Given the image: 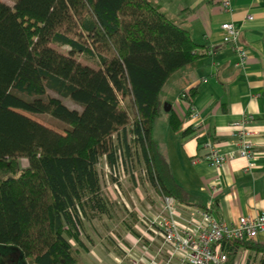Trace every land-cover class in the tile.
I'll return each mask as SVG.
<instances>
[{
  "label": "trees",
  "instance_id": "trees-1",
  "mask_svg": "<svg viewBox=\"0 0 264 264\" xmlns=\"http://www.w3.org/2000/svg\"><path fill=\"white\" fill-rule=\"evenodd\" d=\"M206 54L150 0H0V243L18 247L27 264H78L83 219L109 207L102 158L114 168L138 157L159 195L189 204L153 132L163 114L172 130L182 127L162 91ZM186 95L191 102L196 89ZM24 111L56 117L65 131ZM222 248L225 264L240 248L264 264V245L252 240Z\"/></svg>",
  "mask_w": 264,
  "mask_h": 264
},
{
  "label": "crops",
  "instance_id": "crops-1",
  "mask_svg": "<svg viewBox=\"0 0 264 264\" xmlns=\"http://www.w3.org/2000/svg\"><path fill=\"white\" fill-rule=\"evenodd\" d=\"M150 1L173 22L188 29L207 50L205 56L175 73L162 91L163 100L183 119L182 127L174 131L168 123L163 124L167 134L164 140L158 136L157 122L153 132L170 161L175 180L190 197L189 204L179 202L181 217L189 219L191 210L206 209L217 221L231 223L239 216L264 212V0H228L230 11L224 10L223 0ZM224 22L241 28L240 42L247 51L242 65H236V52L222 42ZM191 89H196V95L190 102L186 94ZM192 107L199 113L197 119L192 118ZM247 115L253 116L247 128L252 132L257 155L250 171H245V159L227 154L237 140L232 124ZM210 142L226 153L220 165L206 160ZM119 236L122 241L114 238L117 251H102L93 237L89 242L83 239L81 256L98 255L99 264H133V258L139 264H148L149 256L163 244L146 227L137 236L130 231ZM252 241L264 245V234ZM261 258V253L240 248L233 264H260Z\"/></svg>",
  "mask_w": 264,
  "mask_h": 264
},
{
  "label": "built area",
  "instance_id": "built-area-1",
  "mask_svg": "<svg viewBox=\"0 0 264 264\" xmlns=\"http://www.w3.org/2000/svg\"><path fill=\"white\" fill-rule=\"evenodd\" d=\"M222 6L225 11L231 10L228 0H223ZM251 18L247 16V19ZM221 29L222 42L236 52V65H242L247 51L240 42L241 28L233 22H224ZM191 110L192 118L197 119V109L192 107ZM251 120L253 116L247 115L240 122L232 124L237 140L233 150L227 153L230 158L245 159V171L252 170L257 160L251 141L252 132L247 128ZM208 146L210 152L206 160L214 165L222 164L226 153L221 152L213 142ZM213 189L216 190L217 187ZM159 199L157 211L140 217L147 230L163 241L156 254L149 256L148 264H225L227 255L222 248L224 242L252 240L258 234H264V212L254 216H239L233 222L227 223L217 221L206 209H193L187 219L181 217V205L175 198L159 195ZM195 215H198L200 220H197ZM133 264H139V261L133 258Z\"/></svg>",
  "mask_w": 264,
  "mask_h": 264
},
{
  "label": "rangeland",
  "instance_id": "rangeland-1",
  "mask_svg": "<svg viewBox=\"0 0 264 264\" xmlns=\"http://www.w3.org/2000/svg\"><path fill=\"white\" fill-rule=\"evenodd\" d=\"M3 1L11 5L14 3V0ZM52 45L63 52H68L69 50L68 46ZM80 59L87 64L94 65L83 56H80ZM62 99L70 107L81 108L69 98ZM25 113L51 128L60 132L65 131L66 125L56 117L46 114ZM167 118L168 116L163 114L156 121L159 129L158 136L163 140L167 138L165 129L162 127L164 126L163 124L168 126ZM115 139H117V135H115ZM25 163L26 160L23 159L22 164ZM98 169L103 196L108 201L109 207L106 213L88 211L90 216H85L83 219L82 237L86 242H89L91 237H93L102 251H109L110 248L117 251L119 246H117V241L114 238L117 236L121 239L120 233L124 234L126 231H130L134 236L142 233L145 227L140 217L157 211V204L160 202L159 194L150 182L145 163L136 156L132 160L128 159L127 163L120 159L114 168L108 164L106 158H102ZM72 243L76 245L73 240ZM103 253L107 258L106 253ZM96 256L88 257L84 253L81 256L83 259L78 264H99L98 255ZM0 264H27V260L18 247L0 243Z\"/></svg>",
  "mask_w": 264,
  "mask_h": 264
},
{
  "label": "water",
  "instance_id": "water-1",
  "mask_svg": "<svg viewBox=\"0 0 264 264\" xmlns=\"http://www.w3.org/2000/svg\"><path fill=\"white\" fill-rule=\"evenodd\" d=\"M171 108H172V106H171V104L170 103H165V107H164V109H165V111L166 112H169L170 110H171Z\"/></svg>",
  "mask_w": 264,
  "mask_h": 264
}]
</instances>
